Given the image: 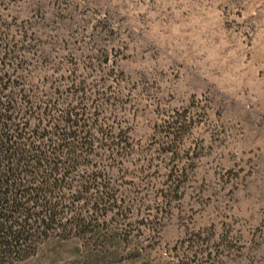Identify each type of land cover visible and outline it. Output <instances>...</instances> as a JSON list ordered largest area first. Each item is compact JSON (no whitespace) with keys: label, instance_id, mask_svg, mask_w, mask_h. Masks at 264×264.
Instances as JSON below:
<instances>
[{"label":"rangeland","instance_id":"rangeland-1","mask_svg":"<svg viewBox=\"0 0 264 264\" xmlns=\"http://www.w3.org/2000/svg\"><path fill=\"white\" fill-rule=\"evenodd\" d=\"M0 36L26 88L85 83L120 143L105 242L21 264H264V0H0Z\"/></svg>","mask_w":264,"mask_h":264},{"label":"trees","instance_id":"trees-1","mask_svg":"<svg viewBox=\"0 0 264 264\" xmlns=\"http://www.w3.org/2000/svg\"><path fill=\"white\" fill-rule=\"evenodd\" d=\"M7 43L0 36V264L55 238L105 242L108 229L91 222L120 209L103 164L119 148L115 128L92 119L102 106L89 105L83 82L70 93L26 88Z\"/></svg>","mask_w":264,"mask_h":264}]
</instances>
